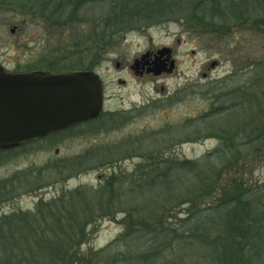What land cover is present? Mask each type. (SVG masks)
<instances>
[{"label": "rangeland", "instance_id": "rangeland-1", "mask_svg": "<svg viewBox=\"0 0 264 264\" xmlns=\"http://www.w3.org/2000/svg\"><path fill=\"white\" fill-rule=\"evenodd\" d=\"M37 1L0 0L5 21L23 26L19 47L6 46V64L54 72L89 66L105 83L104 111L88 125L2 153L0 181L9 183L0 186L9 192L0 198V243L30 230L17 215L27 226L37 215L41 221L43 201L66 228L74 209L87 222L86 238L72 247L82 259L94 256L91 264L114 257L111 264H264V142L251 141L264 132V0L201 7L160 0L175 4L174 13L142 21L109 45L94 41L95 27L123 0L89 1L70 23L16 5ZM162 47L174 51L172 73L140 77L128 67ZM243 188L262 212L254 220L243 218V206L222 207ZM64 200L75 204L64 208ZM198 224L207 236L199 238Z\"/></svg>", "mask_w": 264, "mask_h": 264}, {"label": "trees", "instance_id": "trees-1", "mask_svg": "<svg viewBox=\"0 0 264 264\" xmlns=\"http://www.w3.org/2000/svg\"><path fill=\"white\" fill-rule=\"evenodd\" d=\"M89 1L92 0H38L36 4L22 3L16 5L26 8V10L30 13H41L44 16L52 18L54 21H56L54 18L57 15L66 17L64 19L65 22L62 21L59 23H70L79 20L82 10L86 5L89 4ZM208 1L213 0H198L195 4H198L201 7L203 5H207L205 3ZM123 2V4H114L115 8L108 16L105 24H99L95 27L94 33L97 35L98 32V35L94 37V41H100V43L103 45H109L110 41L114 40L113 38H115L116 34H120L125 30L136 28L142 21L152 23L153 21L164 19L170 11L174 13L170 7L174 6L175 4H162L160 0H123ZM85 69L92 70L89 66H87ZM249 138L251 137L249 136ZM251 141H259V144H262L264 142V132L258 134L257 137ZM233 146L234 142L228 145V147ZM191 166H193L192 168H198L199 164L190 163L189 166L185 167L189 168ZM185 167L181 169H185ZM204 174L206 176V173ZM112 179L113 178H110L108 181V187H111L112 181H114ZM8 181L9 180L0 181V185H6L9 183ZM211 184L215 187L213 181ZM0 187V198L5 197L9 190H7V188L4 186ZM105 188L106 186L103 187L104 190ZM216 188H218V186ZM103 189H99L91 194H93L94 198L97 199L100 197V193H103ZM239 193L240 194L235 195V198L229 200L228 202L223 200L222 207L227 209V207L231 206L232 204L235 207L243 206L241 209L243 210V218H249V220H254V217L262 214L257 206L253 207L250 205L251 200H249L247 197L250 193L246 188H243V191ZM61 200L62 199H60V201ZM53 202L55 203L56 201ZM188 202H190V200H188ZM74 204V200H71L70 202L64 200L61 203V206L67 208L68 206L73 207ZM40 205H44L46 208L45 210L41 209V211H39L41 214L40 217L42 218L41 221L39 220L40 218L37 217L39 215H37L32 218V222H28L27 226L23 224V221H26L23 219L25 215H17L14 218L21 222L20 224H22V227H28L30 230L21 232L19 236H17V233L15 235L13 234V237H11L8 241L0 243V264H78L81 261L91 264L90 261H95L94 256L88 257L89 259H86L87 257L83 259L80 258L77 253L78 251H75L72 247L74 239H78L76 242V244H78L87 236V222H81L80 217L76 216L74 213L75 209L72 211L70 217L71 226L70 228H66L65 225L62 224L63 219L56 213H53L55 211L53 210L54 207L52 203L49 204L40 201ZM61 206H58L60 207V209H57L58 211L61 210ZM106 211L112 210L108 209ZM48 214H53L51 218H53V220L55 219L54 223L49 221V217L47 216ZM9 219L11 220L12 217ZM14 219H12L10 223H12ZM76 222H78L77 225ZM247 228L248 227L245 228V233H248ZM195 229L202 230V234L199 238L202 236L205 237L209 234V231H206L205 228H202L199 224L195 227ZM249 233H254V228H251ZM1 237H4V234L1 235ZM209 242L213 247L216 239L210 240ZM76 244L74 245L76 246ZM241 250L242 247L237 246V252H240ZM220 259L222 260L223 258L221 257ZM118 260V257L111 258V260H109L111 261L109 264Z\"/></svg>", "mask_w": 264, "mask_h": 264}, {"label": "water", "instance_id": "water-1", "mask_svg": "<svg viewBox=\"0 0 264 264\" xmlns=\"http://www.w3.org/2000/svg\"><path fill=\"white\" fill-rule=\"evenodd\" d=\"M147 55L146 52L136 59L134 67ZM163 56L166 57L162 60ZM171 57L172 49L162 47L154 67L148 71L155 76L172 73L176 65ZM103 103V82L94 71L11 73L1 67L0 149L14 148L96 119Z\"/></svg>", "mask_w": 264, "mask_h": 264}, {"label": "flooded vegetation", "instance_id": "flooded-vegetation-1", "mask_svg": "<svg viewBox=\"0 0 264 264\" xmlns=\"http://www.w3.org/2000/svg\"><path fill=\"white\" fill-rule=\"evenodd\" d=\"M2 4H0L1 6ZM0 14H1V11H0ZM8 32V34L11 36V37H14L15 38V42L13 43H6L5 42V32ZM23 32V26H19V25H14L12 22L8 23L5 21V18L0 15V68L2 67L4 70L8 71V72H11V73H22V72H30V71H34L33 69H28V68H24V66L20 65L19 63L18 64H15L13 67H9L6 63H7V59H6V46L12 50L13 48H18L19 47V36H21ZM29 42V41H28ZM28 47V46H27ZM159 49L157 50H147L146 52L148 53L147 57L146 58H143L137 67H134L133 64H129L128 67H130V69L134 70L135 73L140 76V77H144V76H150L152 75V73H150L148 70L152 67H154V62L156 61V57H157V52H158ZM145 52V53H146ZM174 55V51H173V54ZM142 56V55H141ZM164 57L166 56H163L161 59L163 60ZM138 59V58H135V60ZM134 60V62H135ZM118 66H120V63H118ZM86 70V69H85ZM93 70V69H92ZM95 71V70H94ZM97 72V71H95ZM98 73V72H97ZM101 76V75H100ZM102 78V77H101ZM103 81V79H102ZM118 82L120 84H124L125 83V80L122 79V78H119ZM103 91H104V100H105V94H106V91H105V83L103 81ZM102 115V114H101ZM119 114L117 113H111L109 115L110 117V122L111 123H116L119 121V117L118 116ZM98 119V118H97ZM97 119H92V120H89V121H85V122H81V123H78L76 125H73L67 129H64V130H61V131H58V132H55L49 136H46V137H43L41 139H38V140H35V141H32V142H28V143H25L17 148H23V147H27L28 145H30L31 143H34V142H37L39 140H42V139H46L48 137H51L55 134H58L59 132H64V131H68V130H71L73 129L74 127H78V126H85V125H88L92 122H94L95 120ZM113 123V124H114ZM16 149V148H14ZM100 148H97L93 149L94 152H99ZM13 150V149H11ZM10 149L8 150H1L0 151V156H2V153H7V152H10L11 151ZM89 155H92V154H89ZM82 156H86L85 154H83Z\"/></svg>", "mask_w": 264, "mask_h": 264}]
</instances>
